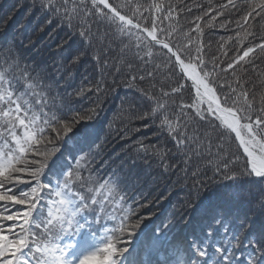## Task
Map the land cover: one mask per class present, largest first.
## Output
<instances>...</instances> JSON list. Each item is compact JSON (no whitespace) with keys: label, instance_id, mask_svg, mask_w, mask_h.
I'll list each match as a JSON object with an SVG mask.
<instances>
[{"label":"snow or ice","instance_id":"6c2138e0","mask_svg":"<svg viewBox=\"0 0 264 264\" xmlns=\"http://www.w3.org/2000/svg\"><path fill=\"white\" fill-rule=\"evenodd\" d=\"M194 6L31 0L0 41V264H264V0Z\"/></svg>","mask_w":264,"mask_h":264},{"label":"trees","instance_id":"16d2710c","mask_svg":"<svg viewBox=\"0 0 264 264\" xmlns=\"http://www.w3.org/2000/svg\"><path fill=\"white\" fill-rule=\"evenodd\" d=\"M175 2V0H173ZM218 2V0H185V4L188 8H192V15L189 16L186 12L182 14L180 19V24L184 25L185 30H187L188 27V21H191L192 27H195L196 23H203V21H195L194 17L196 15H200L199 9L195 7L194 5H203L205 9L209 7V5L215 6V4ZM222 2L227 3V0H222ZM31 3V0H0V8H9L11 5H15L16 9L10 14L12 15L11 21L8 23L6 31L5 26L3 22H0V41H3L4 39H10L13 36H19L21 32L25 37L27 36H34L35 30L38 27L37 22V14H33L32 16H28V4ZM211 15V13L209 14ZM219 19V18H218ZM42 22V21H41ZM21 25H23V29H21ZM206 36H205V42H208L211 40L213 42V50H215L216 44L215 42L219 40L220 35H225L224 31L217 27L215 30L205 29ZM234 35V33H232ZM109 108L112 109V111L107 112V119H112L113 114L115 112V106L109 105ZM107 119L100 125H98L99 135L101 137H104L108 135L110 132V129L106 127L107 125ZM114 135V133H112ZM109 144L108 149L110 150L115 144L119 143L118 141H113L112 136H108ZM119 149L117 148V151ZM161 190H157L153 193L154 196L159 195ZM165 195L168 194L167 189H162ZM179 195H172L170 199L162 202L161 204L157 206H153L151 208V212L154 213L152 217V224L150 226H154L155 224H163L165 222H172L177 225V228L182 226V223L180 222V214H181V199ZM146 210H141V214H144Z\"/></svg>","mask_w":264,"mask_h":264}]
</instances>
